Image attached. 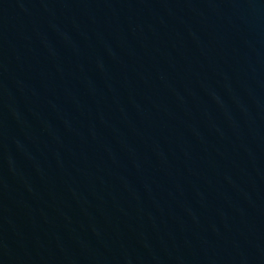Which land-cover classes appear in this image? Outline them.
<instances>
[{"label":"water","instance_id":"95a60500","mask_svg":"<svg viewBox=\"0 0 264 264\" xmlns=\"http://www.w3.org/2000/svg\"><path fill=\"white\" fill-rule=\"evenodd\" d=\"M0 264H264V0H0Z\"/></svg>","mask_w":264,"mask_h":264}]
</instances>
